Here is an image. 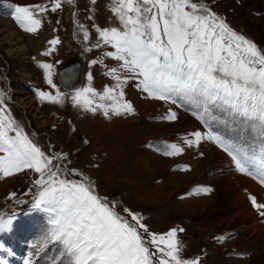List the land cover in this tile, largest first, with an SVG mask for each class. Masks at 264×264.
Masks as SVG:
<instances>
[{
  "label": "rangeland",
  "instance_id": "obj_1",
  "mask_svg": "<svg viewBox=\"0 0 264 264\" xmlns=\"http://www.w3.org/2000/svg\"><path fill=\"white\" fill-rule=\"evenodd\" d=\"M196 2L205 3L233 30L264 51V0ZM36 3L50 4V0H0V14L7 15L0 17V93L11 117L34 144L46 155L53 156L50 145L56 154L67 155L62 166L58 159H53V167H60L64 178L69 180L82 179L71 170L83 173L94 185L96 194L116 204L120 215L131 219L123 211L128 208L142 216L152 232L164 234L173 228L184 229L178 231L184 259H199L200 264H264V217L251 202L255 197L258 204H264V194L236 170L231 157L214 142L203 140L199 146L189 148L184 139H194L191 133L196 131L205 135L212 131L239 148L252 171L264 159L260 151L264 141L251 129L228 121L220 112H214L217 119L205 125L196 118L197 109L183 101L173 104L149 99L139 90L136 80H130L124 87L125 99L132 103L134 115L105 118L99 111L93 115L74 107L71 95L75 90L68 92L59 86L52 58L58 63L71 52V46L66 51L63 42L75 47V37L68 40L70 28L78 33L81 49L88 44L91 49H86L88 63L83 87L88 85L89 73L93 76L92 87L98 93L106 86L113 87L115 81L105 73L119 65L104 54L114 50L107 45L95 47L96 27H120L110 10L112 0H97L95 5L91 0H75L74 5L62 3L60 10L45 14L38 33H26L12 18L13 7ZM62 18L66 20L59 27ZM80 25L87 29L90 42L84 41ZM12 31L25 50L22 55L9 57ZM57 33L62 34V42L46 56L54 68L52 79L56 88H52L45 81L39 62L44 59L46 42ZM93 60H102L103 64L93 65ZM36 84L39 86L33 91L32 85ZM57 89L65 96L62 105L41 101L37 96L41 91L55 95ZM169 111L177 114L173 122L162 119ZM73 122L77 125L75 131ZM84 139L89 140L87 145ZM173 143L184 148L183 154L164 156L163 145ZM36 178L37 174L31 170L0 178V214L15 217L12 227L0 233V264H24L29 253L33 254L32 264L60 261L56 245L38 253L31 247L48 226V215L32 208ZM198 188H210L211 192H197Z\"/></svg>",
  "mask_w": 264,
  "mask_h": 264
},
{
  "label": "snow or ice",
  "instance_id": "obj_2",
  "mask_svg": "<svg viewBox=\"0 0 264 264\" xmlns=\"http://www.w3.org/2000/svg\"><path fill=\"white\" fill-rule=\"evenodd\" d=\"M96 2L91 0L93 5ZM62 3L74 5L75 0L14 6L12 18L24 32L36 34L43 26L45 14L60 10ZM112 4L110 10L120 27H96L95 47L107 45L114 50L104 55L118 62V67L108 68L105 73L115 85L98 93L89 73L88 85L71 95L74 107L93 115L99 111L105 118L134 115L132 103L125 99L124 87L136 80L139 90L149 99L173 104L183 101L197 109L194 114L205 125L217 119L214 112H220L228 121L251 129L264 141V51L253 41L238 34L224 18L196 0H112ZM79 28L87 42V29L83 25ZM48 43L50 47L44 56L51 55L60 40L54 38ZM39 67L44 70L48 85L56 88L53 65L41 63ZM37 96L51 104L62 105L65 100L58 89L55 95L41 91ZM162 119L173 122L177 114L169 111ZM191 136L194 139H184L187 147L199 146L203 140L212 141L231 157L237 171L264 185V159L257 171H250L247 157L222 136L212 131L206 135L196 131ZM260 151L264 157V147ZM183 152L178 144L163 145L164 156H179ZM0 153V178L26 170L38 176L32 208L48 215V226L31 245L37 253L50 245L58 246V264H200L199 259L181 256L178 231L184 229L173 228L164 234L152 232L144 218L128 208L123 211L131 219L120 215L116 204L96 194L94 185L83 173L71 170L81 180L64 178L63 170L53 167V159L67 157L46 155L34 144L4 106L3 93ZM196 191L207 194L211 189ZM251 202L264 217V204H258L255 197ZM14 219L0 214V233L8 231ZM32 256L29 253L24 264H32Z\"/></svg>",
  "mask_w": 264,
  "mask_h": 264
},
{
  "label": "bare ground",
  "instance_id": "obj_3",
  "mask_svg": "<svg viewBox=\"0 0 264 264\" xmlns=\"http://www.w3.org/2000/svg\"><path fill=\"white\" fill-rule=\"evenodd\" d=\"M10 25V24H9ZM11 29V28H10ZM6 32H8V30L6 31ZM11 38H10V42H11V49H10V51L7 53V55L9 56V57H14L15 55H17V54H21V52H24V50H25V46L24 47H20L21 45H19L18 44V42H17V37H16V35H15V33H14V31H12L11 32ZM9 41V40H8ZM21 42V41H20ZM19 42V43H20ZM22 55V54H21ZM247 177H248V180H249V182H250V184L253 186V187H255V188H257V189H259L260 191H261V193H263L264 194V191L261 189V188H259L257 185H256V183L251 179V177L249 176V175H246ZM169 185V184H168ZM249 215H251V214H249Z\"/></svg>",
  "mask_w": 264,
  "mask_h": 264
},
{
  "label": "flooded vegetation",
  "instance_id": "obj_4",
  "mask_svg": "<svg viewBox=\"0 0 264 264\" xmlns=\"http://www.w3.org/2000/svg\"><path fill=\"white\" fill-rule=\"evenodd\" d=\"M72 55H73V53H71L70 56L68 57L67 66H71V65H74L75 63H77L75 56H72ZM37 86H38V84H37Z\"/></svg>",
  "mask_w": 264,
  "mask_h": 264
},
{
  "label": "crops",
  "instance_id": "obj_5",
  "mask_svg": "<svg viewBox=\"0 0 264 264\" xmlns=\"http://www.w3.org/2000/svg\"><path fill=\"white\" fill-rule=\"evenodd\" d=\"M12 1V0H11ZM50 40V39H49ZM45 46H47L46 47V51L48 50V48L50 47V45H49V43H48V41L46 42V45ZM44 52H45V49H44ZM44 57H46V56H44Z\"/></svg>",
  "mask_w": 264,
  "mask_h": 264
}]
</instances>
